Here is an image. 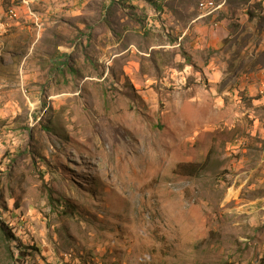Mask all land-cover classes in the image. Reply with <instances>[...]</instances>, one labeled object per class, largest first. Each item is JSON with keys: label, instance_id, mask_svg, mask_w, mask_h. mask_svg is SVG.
Instances as JSON below:
<instances>
[{"label": "rangeland", "instance_id": "obj_1", "mask_svg": "<svg viewBox=\"0 0 264 264\" xmlns=\"http://www.w3.org/2000/svg\"><path fill=\"white\" fill-rule=\"evenodd\" d=\"M165 4L70 84L2 61L0 264H264V0Z\"/></svg>", "mask_w": 264, "mask_h": 264}, {"label": "crops", "instance_id": "obj_2", "mask_svg": "<svg viewBox=\"0 0 264 264\" xmlns=\"http://www.w3.org/2000/svg\"><path fill=\"white\" fill-rule=\"evenodd\" d=\"M154 1L157 3L156 6H151V0H0V105L1 98H5V101L9 98L13 99L17 95L22 98L20 89L13 97L7 89L6 80L1 84V80L4 79L1 76V69L4 67L2 61L5 64H18L23 67L25 72H28L32 66L37 67L41 64L44 67H38L39 73L40 71L44 72L45 79L52 72H59L61 76L65 75V77L62 76L63 80L70 84L69 78L72 73L78 75L81 68L95 63V59H87V55H90L86 49L88 45L94 43L96 48H99L96 41L101 38L102 34H109L117 38V28L115 27L112 31L107 28V25L117 24L118 17H120V23H126L129 29H133L135 25L137 27L140 25L141 29L144 28V25H150L154 16L160 17L159 20H163L166 16L171 17L167 10L168 6L165 4L170 0ZM219 8L213 9L208 15L218 11ZM245 16L247 15L245 14ZM158 19L155 20L156 23ZM102 23L107 28L106 33L102 30ZM193 24L192 21L183 26L181 34H178L179 40L182 41L194 33ZM29 37L30 39L32 37L33 42L29 45L28 42H23L26 47L19 50L20 41H27ZM45 38L51 40L52 44L61 38L83 42L77 49L75 44L72 48L58 44L56 47L45 48L43 52H40L36 46ZM258 75L261 76H258L260 80L264 78V67L261 66ZM24 76L30 78L29 75ZM254 76L256 75L254 74L252 78ZM32 78L33 76L30 79ZM24 82L30 84L27 83L28 79H24ZM32 82L36 83L37 81ZM253 86L256 88L257 85L253 84ZM36 88L38 87L35 86L32 90L30 87V92L28 91L30 97L34 96L33 98L39 102L42 97L46 99V102L52 100L53 86L50 88L45 84L44 92L39 91L40 96H38ZM260 89L264 93L261 85ZM22 91L24 92V88ZM23 95L30 99L26 92Z\"/></svg>", "mask_w": 264, "mask_h": 264}, {"label": "built area", "instance_id": "obj_3", "mask_svg": "<svg viewBox=\"0 0 264 264\" xmlns=\"http://www.w3.org/2000/svg\"><path fill=\"white\" fill-rule=\"evenodd\" d=\"M206 5H208V3H206L204 6H202L201 8L205 7ZM14 17H17V15H14Z\"/></svg>", "mask_w": 264, "mask_h": 264}]
</instances>
